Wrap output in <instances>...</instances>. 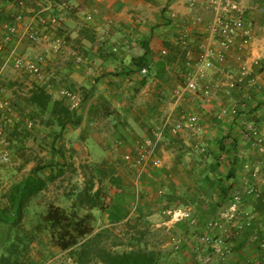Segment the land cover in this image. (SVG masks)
<instances>
[{
	"label": "crops",
	"instance_id": "1",
	"mask_svg": "<svg viewBox=\"0 0 264 264\" xmlns=\"http://www.w3.org/2000/svg\"><path fill=\"white\" fill-rule=\"evenodd\" d=\"M20 1L24 2V19L18 22V34L6 40L2 27L15 22ZM51 1L0 0V92L16 105L24 120H31L27 108L35 86L44 88L57 101L63 100L62 90L83 95V107L76 113L78 125L64 130L63 144L69 151L65 161H80V154L85 151L91 162L107 164L109 182L106 188L102 187L103 196L105 192L113 195V203L103 211L81 209L86 214L79 219L84 220L83 225L92 219V227H97L91 233L86 228L88 235L82 238L86 240L111 224H126L132 219L159 224L167 233L177 230L193 238L187 222H175L164 213L188 209L202 221L217 218L227 207L230 191L253 162H260L264 190V159L243 140L245 126L252 123L246 110L264 101L263 74L256 72L258 87L254 95L235 91L226 96L222 82L227 80L226 74L236 71L233 53L225 64H209L207 71L214 87L209 100L190 94L174 104V93L181 84L179 73L185 67H193L188 60L196 57L198 44L206 37V23L213 17L202 0H196L194 7L189 0H63L53 12L63 20L67 37L61 54L51 52L50 38L54 34L40 23L42 16L50 15L47 8ZM169 11L176 16L171 23ZM254 20V44L247 57L264 59V9L256 12ZM184 25H190L192 36L181 47L177 37ZM30 31L38 33L37 40L29 38ZM18 56L33 57L42 66L43 74L30 77L29 86H22L14 69ZM78 56L84 58L82 64H76ZM142 60L146 64L143 67L149 69L147 77L139 73L138 63ZM178 105L182 111L199 117L198 129L183 127L177 137L159 144L156 158L160 167L149 166L141 176L125 166L117 170V161L123 158L118 156L121 160H117V150L124 155L135 152L138 144L151 137L169 115L173 121H182V113L176 111ZM233 109L239 110L238 116L231 115ZM223 111L227 115L219 118ZM254 116L264 118L261 112ZM49 128H54V133L58 131L54 126ZM225 136L236 141L235 153L227 151L231 142L225 143L226 151L220 148V140ZM202 148L206 153L201 152ZM224 153L227 156L222 160ZM61 209L66 214L78 211L75 200L69 209ZM244 210L255 212L262 220L264 198H249ZM258 256L257 246L244 236L235 241L233 256L226 263H215L251 264ZM180 257L183 263L187 262ZM179 260L174 263L182 264Z\"/></svg>",
	"mask_w": 264,
	"mask_h": 264
},
{
	"label": "built area",
	"instance_id": "2",
	"mask_svg": "<svg viewBox=\"0 0 264 264\" xmlns=\"http://www.w3.org/2000/svg\"><path fill=\"white\" fill-rule=\"evenodd\" d=\"M63 0H52L47 8L50 15L40 18L41 25L54 34L51 37L50 50L54 54H61L66 45L65 29L63 20L54 14V10L61 5ZM190 6L196 5V0H189ZM202 3L212 12L213 17L206 23V37L198 44L197 55L188 63H193L191 69L184 68L180 73V86L174 93L175 104L190 94L200 95L209 100L213 95V79L209 75L208 66L212 62L225 64L229 58L234 57V73L226 74L225 82L226 96L233 92H242L244 95H254L258 87L256 72L264 75V60L261 58H246L251 50L254 41L252 21L248 13L241 5L240 0H202ZM19 12L14 23H5L3 31L6 33V40L18 34V22L24 19V2L20 1ZM176 18L172 11L168 12V19L174 21ZM89 20L91 17L88 18ZM203 22V19L197 20ZM192 36L190 25H184L177 38V44L185 47ZM32 41L38 39L36 31L29 32ZM49 39V38H48ZM164 55L167 52L164 51ZM76 64H82L84 58L78 56ZM14 69L30 77H40L43 69L40 63L30 56H18L14 60ZM188 67V66H187ZM143 77L149 75V69L143 67L139 70ZM66 106L73 113L79 112L84 104V97L81 93L72 90H62L60 93ZM223 111L219 118L227 115ZM231 115L238 116L239 110H231ZM21 118L14 105L0 92V173L10 167L14 161V155L8 147L4 138V128L7 124H17L32 130L34 122L27 118ZM183 127L189 130H197L199 117L197 115H183L181 122L173 121L172 115L165 118L161 126L152 132L151 137L142 140L136 147L135 152L124 156V163L130 171L137 176L149 167H160V161L156 158V150L159 144L167 141L170 137H177ZM243 140L252 149L261 154L264 159V120L258 123L252 122L243 130ZM206 153V149H201ZM227 154H222L221 159L225 160ZM260 162L248 164L247 171L240 177L228 195L227 207L215 219L202 221L192 214L190 210H168L164 214L175 222H187L194 237L187 235L172 234L169 237V244L173 247L174 253L185 257L188 264H216L226 263L234 253L236 240L248 236L250 243L258 248L259 256L251 264H263L264 261V218L260 220L255 212L244 210L245 203L249 198L261 200L264 198L262 187V176ZM112 199H104V207L111 205ZM165 264H175L169 261Z\"/></svg>",
	"mask_w": 264,
	"mask_h": 264
},
{
	"label": "rangeland",
	"instance_id": "3",
	"mask_svg": "<svg viewBox=\"0 0 264 264\" xmlns=\"http://www.w3.org/2000/svg\"><path fill=\"white\" fill-rule=\"evenodd\" d=\"M260 1L240 0L246 12L254 14L248 15L252 24H255L256 12L264 9V3ZM246 58H248L247 55ZM16 74L20 75L18 77L22 80V86H29L30 76L18 71ZM178 80L181 81L179 77ZM226 81L224 79L222 83ZM196 96L200 97V95ZM185 97L187 98V96ZM202 99L205 100L203 97ZM8 100L14 107L16 106L10 99ZM182 110L181 106L178 105L176 107V111H180L182 115L189 113ZM27 112L29 118L34 122V128L25 130L20 127L16 131V135L8 134L10 144L6 143L12 150L14 161L10 167L0 173V209L3 210L7 207V196L10 189L14 185L23 182L34 168L48 166L47 172L44 173L45 176H48L50 172L49 165L53 163L56 173H63L55 181L49 182L47 188L33 197L27 205L24 218L19 227L22 232L32 236L30 247L23 257L24 264H102L99 257V253L102 250L111 253L129 252L131 250L153 251L160 255L161 264H165L169 260L176 262L177 259L181 258L180 255L174 253L173 247L169 244V237L172 234H186L177 230L167 233L165 229L158 227L159 224L139 223L135 219L130 220L126 224H111L109 227L103 228L89 237V242H93V244L92 251L87 258L86 256L82 257V248L86 240L81 238V235H78L80 230L72 223L75 219L85 218L84 210H78V216H72L71 224H64L59 228L46 224L45 216L51 207L69 209L70 204L76 200V196L86 187L93 186L94 192L103 186L106 188L107 182H109L107 180L109 179V174L104 170H107L108 166L104 163L96 164L91 162L90 159H86L85 151L80 154V156L82 155V160L75 161V163L65 161V165L62 166L61 158L62 156H68L69 152L63 144L64 137L60 136L61 139L54 149L53 139L54 137L58 138L59 131L54 133V128L46 127L44 125L45 121L34 115V112L29 107ZM9 125L7 124L6 127ZM116 155L117 160H121L118 156H123L122 161H117V170L118 168L120 170L123 166L127 168L124 163L126 154L124 155V152L117 150ZM102 172L106 173V175L101 178ZM112 196L110 193L105 192L104 199L107 197L111 198L113 203ZM67 200L69 204L66 202ZM111 205L104 210L109 209ZM71 213L69 212L70 215ZM92 221V219H89L86 227L82 225L81 228H87L90 233L95 231L97 227H92ZM101 226L105 225L101 224ZM65 231L73 234L78 239V245L74 248L66 249L63 247L61 241L65 237H62ZM8 232V228L0 227V256L6 253V248L13 243L15 231ZM7 234H10L8 235L9 237ZM97 234H101V236L95 238ZM183 260V258L180 259V263L188 264V261L183 263Z\"/></svg>",
	"mask_w": 264,
	"mask_h": 264
},
{
	"label": "trees",
	"instance_id": "4",
	"mask_svg": "<svg viewBox=\"0 0 264 264\" xmlns=\"http://www.w3.org/2000/svg\"><path fill=\"white\" fill-rule=\"evenodd\" d=\"M138 64L141 66V69L146 65L143 60ZM28 102V106L34 112V115L38 118H42L45 121L44 125L46 127L54 126L58 129V138H54L53 142L54 149L58 144L57 141L61 139L60 136H63L66 127L69 125H78L76 113L69 110L64 100H54L44 88L35 86L31 91V96ZM15 109L18 111L16 106ZM246 111L247 117L251 122L258 123L259 121L264 120V118L257 119L254 116L257 112H261L264 115V101L259 102L255 107ZM20 127L26 130L25 127L17 124H10L7 127L5 126V141L10 144L8 134L16 135V131L19 130ZM227 142H231V149L227 151H233L235 153L237 151V145L236 141L231 138V136H225L220 140V148L224 151L226 148L225 143ZM61 161L62 166L65 165L64 156H62ZM235 165V160H233L232 167L234 168ZM47 167L48 166L34 168L31 174L23 182L14 185L7 196V207L3 210L0 209V227L8 228V233L15 231L13 243L6 248V253L0 256V264H24L23 257L30 247L32 236L22 232L19 227L24 218L27 205L33 197L37 196L47 188L49 182L55 181L57 178L61 177L63 173L60 172L57 174L53 163H51L49 165L50 172L48 176H45L44 173L47 172ZM104 171L108 173L107 170ZM106 173L104 174L102 172L101 178L102 176H105ZM230 177H234V174ZM226 201H228V196ZM75 205L78 210L87 207L90 210L97 209L103 211L105 209L103 188H99L94 192L93 186L86 187L76 196ZM74 215L78 216V212L73 211L70 215L66 214L65 210L61 208L51 207L45 216V222L51 227L59 228L64 224H71V218ZM83 222L84 220L81 221L79 219H75V221L72 222L76 228H79L80 231L78 235H81V238L88 235L87 232H85L86 229L81 228V226L85 224ZM8 235L10 234H7V236ZM63 236L65 237L61 243L64 248L70 249L78 245V239L73 234L65 231L62 237ZM100 236L101 234H97L95 238ZM89 241V238L86 239L85 244L83 245L82 257L86 256L87 258L92 251L93 242ZM99 257L102 264H161V257L159 254L146 250H131L122 253H111L102 250L99 253Z\"/></svg>",
	"mask_w": 264,
	"mask_h": 264
}]
</instances>
